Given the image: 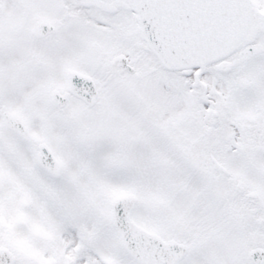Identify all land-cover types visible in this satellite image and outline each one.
<instances>
[{
  "label": "snow or ice",
  "instance_id": "1",
  "mask_svg": "<svg viewBox=\"0 0 264 264\" xmlns=\"http://www.w3.org/2000/svg\"><path fill=\"white\" fill-rule=\"evenodd\" d=\"M0 264H264V0H0Z\"/></svg>",
  "mask_w": 264,
  "mask_h": 264
}]
</instances>
